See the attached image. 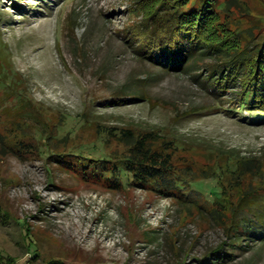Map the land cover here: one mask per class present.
Segmentation results:
<instances>
[{"label":"rangeland","instance_id":"374dc122","mask_svg":"<svg viewBox=\"0 0 264 264\" xmlns=\"http://www.w3.org/2000/svg\"><path fill=\"white\" fill-rule=\"evenodd\" d=\"M136 1L0 0V60L15 73L14 94L0 88V253L16 264H264V244L233 246L230 214L210 212L212 179L178 199L73 170L76 155L93 164L103 154L104 131L118 155L127 147L114 133L165 136L181 146L183 172L205 168L208 149H264V120L227 112L233 96L212 84L219 54L173 71L139 53ZM217 18L224 46L264 36V0H237ZM21 93L33 109L20 108Z\"/></svg>","mask_w":264,"mask_h":264},{"label":"trees","instance_id":"16d2710c","mask_svg":"<svg viewBox=\"0 0 264 264\" xmlns=\"http://www.w3.org/2000/svg\"><path fill=\"white\" fill-rule=\"evenodd\" d=\"M236 1L137 0L134 8L143 14L140 25L133 29L134 36L141 55L155 65L173 71L187 65H199L206 57L211 59L219 54L222 58H216L217 63L211 65L208 71L212 75L220 73L222 77L217 74V78L211 80L212 84L218 90L227 89L233 96L229 99L232 109L227 112L235 114L248 110L258 118L252 122L259 123L264 120V36L258 37L253 46L249 44L251 40L248 41L243 49L236 48L233 43L224 46L227 40L223 42L218 36V26L222 25V21L217 18V13H227L232 6L235 7ZM15 6L23 10V7ZM250 17L255 18L254 15ZM12 73L13 70L0 60V88L8 92L11 90L9 93L14 94ZM210 78L212 76L208 80ZM234 88L238 90L232 91ZM17 99L22 110L27 106L32 109L36 106L22 93L17 94ZM109 134V131L101 133L100 142L104 152L110 141ZM112 135L125 144V153L103 152L102 155L93 156V164H88L91 162L88 158L76 155L83 161L75 162L76 168L73 170H77L81 177L87 176L85 178L102 182L115 190L128 186L178 199L189 186L212 179L216 183L211 191L212 202L208 201L211 204L210 212L219 220L223 218V213L230 214L231 219L225 228L232 245L246 241L264 244V149L259 154L247 156L235 148L208 149L205 168L183 172L177 161L182 158L177 152L181 146L167 141L165 136L153 132ZM38 138L47 142L52 137L39 132ZM44 146L47 147V144ZM27 147L30 146L23 144L19 149L25 150ZM184 165L187 169L191 168L190 163ZM199 209L208 210V207L199 205ZM243 214L246 216L242 217ZM3 219L4 223L8 222L7 216ZM225 258L220 256L222 262ZM0 264H16V260L0 253ZM47 264L60 263L51 260Z\"/></svg>","mask_w":264,"mask_h":264}]
</instances>
